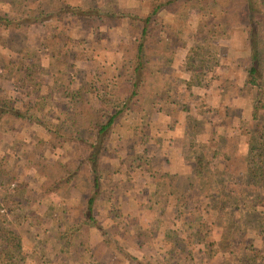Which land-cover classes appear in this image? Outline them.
Here are the masks:
<instances>
[{
    "label": "rangeland",
    "instance_id": "374dc122",
    "mask_svg": "<svg viewBox=\"0 0 264 264\" xmlns=\"http://www.w3.org/2000/svg\"><path fill=\"white\" fill-rule=\"evenodd\" d=\"M147 1H42L47 11L63 2L83 11L113 13L115 17L94 20L96 16L66 14L63 22L46 21L1 31L0 68L8 59L13 62L18 57L1 43L23 49L27 56L38 57L42 91L56 78L65 84L71 78V87L81 81L94 82L98 88L89 98L97 107L100 94L108 95L111 89L107 82L124 63L119 36L127 34L130 14L146 13ZM258 3L264 12V0ZM19 9H23V0H0L1 14L9 11L12 17L13 12H22ZM172 9L161 12L153 23L165 29L175 23L178 28L174 33L182 45L164 58L168 63L159 66L160 72L153 67L148 91L158 94L165 90L174 102L168 106L166 98L149 94L141 113L125 110L117 117L109 133L108 149L101 157V187L94 208L102 231L86 227L80 215L79 207L84 205L89 187L86 168L67 188L44 193L46 178L28 164L39 156L48 162L63 160L65 150L37 124L24 123L15 132L5 128L6 121L0 122V157L7 158L5 167H12L15 174L8 183L9 176L0 173V226L21 241L17 250L0 240V264H134L132 259L153 264H264V150H259L264 149V108L259 110L258 120L249 118L244 110L247 103L252 106L254 97L264 103V21L257 38L263 91L255 95V90L244 84L246 58L242 51L247 42L243 29L234 28L231 37L220 42L216 50L201 40L199 30L205 22L197 5H173ZM52 33L59 37L51 38ZM62 45L65 52L59 64L56 47ZM13 75L6 70L0 76L1 95L15 97ZM221 81L225 86L219 92ZM117 97L115 93L111 103H117ZM157 107L164 109L159 110L161 113L168 108L173 118L184 119L188 130H201L195 139L204 140L208 135L205 131H209L208 142H203L207 172L198 181L205 184L197 199L200 208L193 211L194 215L181 214L190 221L196 219L191 229L184 220L182 228H175L174 196H161L163 203L155 202L160 195L149 172L165 167V156L161 157L159 151L169 149L167 142H179L169 137L165 121L154 112ZM240 123L242 128H238ZM29 133L44 134L45 146L33 152L34 139L27 136ZM248 146L252 149L241 155ZM72 151L69 147L68 152ZM212 152H216L214 159L210 158ZM226 155L230 157L227 160ZM177 224L181 226L179 221Z\"/></svg>",
    "mask_w": 264,
    "mask_h": 264
},
{
    "label": "trees",
    "instance_id": "16d2710c",
    "mask_svg": "<svg viewBox=\"0 0 264 264\" xmlns=\"http://www.w3.org/2000/svg\"><path fill=\"white\" fill-rule=\"evenodd\" d=\"M40 1L46 0H23V9H19L22 11L18 14L19 16L13 12L11 17L9 11L0 13V32L21 29L32 24H43L46 21L63 22L66 14L79 18L90 15L96 16L94 20L96 18L105 20L115 17L113 13L102 11L95 13V9L83 11L77 7L67 6L63 2L53 4L56 9L47 11L46 4L40 3ZM173 5L198 6L199 9L197 10L205 22L204 27L199 30L202 35L201 40L205 45L216 50L220 49L219 46L224 40L231 37L235 31L234 28L240 26L247 42V47L242 51L246 58L244 84L248 85L249 88L252 87L255 90V95L263 91L262 76L258 67L257 38L260 23L264 21V12L258 0H148L146 13L137 16L133 13L129 15L131 22L128 32L125 35H120L118 41L120 48L123 49L124 63L117 75L107 82L106 86H111V89L107 93L108 95L101 96L100 94L97 107H93L89 98L91 92L97 91L96 83L89 82L86 84L87 82L81 81L77 87H71V78L66 80L69 84L61 83V79L56 78L45 91H42L43 82L39 70L41 64L38 57L27 56V53H23V49L16 50L1 43V46L13 51L18 57L12 60L13 62L8 59L0 68V76H3V72L6 70L14 72L12 85L15 92V97L0 94V122L6 121L5 128L15 132H18L24 123L28 125L37 124L57 139L59 141L57 143L65 150L63 160L54 159L48 162L45 157L39 156L34 157L36 159H32L33 162L28 164L38 174L46 178L47 184L44 193L56 192L61 187L67 188L72 180L77 177L76 174L86 168L89 176V187L85 203L79 209L81 208L80 215L82 214L83 224L88 228L94 227L102 231L97 225L94 208L101 187V157L108 149L109 133L116 123L117 117L125 110L141 113L145 109V97H148L149 94H154L157 99L166 98L164 100L166 105L174 102L172 95H168L165 90L158 94L148 91L149 82L154 76L153 67H157L156 70L160 72L159 66L168 63L167 59L164 58L172 56L177 45H182L174 33L178 28L175 23L170 25L171 29H165L162 25L158 27L153 23L156 16L161 12L168 11V8L173 10ZM50 37L56 38L59 37V34L52 33ZM64 43L66 45V42ZM64 47V45L56 47L57 57L60 56L56 58L59 64L62 60V52H65ZM227 50L230 49L227 47ZM159 58H161L160 61ZM126 66L129 68L128 70ZM186 83L187 85L190 84V82ZM0 88L3 87L0 86ZM260 89L262 91L259 93ZM115 93L118 97L116 98L117 103L114 104L111 102ZM261 108H264V103L254 97L251 119H259L258 112ZM157 109L164 110L160 107ZM165 112L170 113V110L166 108ZM39 135L37 133L32 134L34 137L32 138L34 139L33 152L34 149L38 150L39 147L42 149L45 146L44 136L40 137ZM69 147L73 148L72 153L68 152ZM259 150L264 149L260 148ZM6 159L4 156L0 157V173L9 176L7 182L10 183L15 174L12 167H5ZM167 161L168 159L165 158L164 163ZM206 172L202 171L200 162L195 176L170 173L163 169H151L149 172L156 185V191L160 195L155 202L157 204L163 203L160 200L161 196L165 199L174 196L177 206L175 212L186 221L188 229L193 228L192 221L196 219L190 221L181 214L194 215L193 211L200 208L197 199H199V192L204 190L205 184L198 183V181L201 175ZM254 173L259 176L258 171ZM189 192H191L193 199L189 197ZM197 216L195 215V217ZM0 240L17 250L21 249L19 237L1 226ZM123 253L132 259L126 252ZM132 260H134V264H153L150 260L146 262L137 259Z\"/></svg>",
    "mask_w": 264,
    "mask_h": 264
},
{
    "label": "crops",
    "instance_id": "0c3cea01",
    "mask_svg": "<svg viewBox=\"0 0 264 264\" xmlns=\"http://www.w3.org/2000/svg\"><path fill=\"white\" fill-rule=\"evenodd\" d=\"M224 86H225V83H223L221 81L220 87H219V92L224 91ZM236 88H238V87H236ZM220 96H224V95L221 93ZM232 97H234V96H232ZM219 103H220V101H219ZM244 110L248 111V113H249L248 116H250L249 118H251L252 106L248 107V103H247L246 106L244 107ZM154 112H155V114H157L158 118H160V121H165L164 123H166V128H164V129H166L167 132L170 134L169 137H171V138L176 137L179 140V142L169 140V142H167V145H166L169 149H167V151H162V150L159 151V154L161 155V157L165 156V158L168 159V161L164 163L165 167H163V170H167L170 173H177V174L182 173V174H186V175H190V176H195L197 166L200 162L201 166H202V171H207L205 169L204 164H203V162H204L203 148L205 147V143H203V142H208L207 138L209 135V131H205L206 133H208V135L204 140L195 139L196 137L200 136L199 134H200L201 130H194L193 131V129H192L193 132L188 130L189 126L184 121V119L181 120V119H179L178 116H177V118L176 117L173 118L171 116L172 114H170L172 111H170V113H168V112H162L161 113L158 109L155 108ZM167 118H169V119H167ZM32 125L33 124H29V126H32ZM158 126H160V125H158ZM214 126L215 127H213L214 128L213 130L217 129L218 125L216 124ZM241 126H242V123L239 124L238 128H242ZM0 131H1V126H0ZM42 132H43V130H42ZM11 135H13V134H11ZM28 135H27L28 137L34 138V137H32V134L30 135V133H29ZM43 136H45V135L43 134ZM210 139H212V138H210ZM245 143H247V142H245ZM159 145H161L162 148L164 149V146H163L164 144L162 145L160 140H159ZM238 145H239V147L241 146V150H242L243 143L240 140H239ZM212 148H215V145H213ZM249 151H250V146H248L246 152L244 150L241 151V155H244L246 153L248 154ZM210 155H211L210 156L211 159H214L216 157V154L214 152H212V154H210ZM225 158L227 160L230 157H228V155H226ZM174 202L176 203V200ZM173 205L176 206L175 204H173ZM175 216H177L176 212L173 215V219H172L173 222L176 223V226H178V224H177L178 221H179V223H181V226H178V227L175 226V228L180 229V228H182V223H184L185 220L182 219L180 216H178L179 218L175 217ZM183 228H186V226Z\"/></svg>",
    "mask_w": 264,
    "mask_h": 264
}]
</instances>
